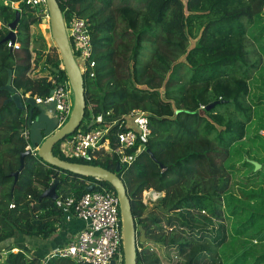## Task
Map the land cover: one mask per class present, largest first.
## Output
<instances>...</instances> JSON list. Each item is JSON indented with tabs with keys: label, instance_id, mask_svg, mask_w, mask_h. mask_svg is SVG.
<instances>
[{
	"label": "trees",
	"instance_id": "16d2710c",
	"mask_svg": "<svg viewBox=\"0 0 264 264\" xmlns=\"http://www.w3.org/2000/svg\"><path fill=\"white\" fill-rule=\"evenodd\" d=\"M57 1L65 21L75 14L90 28L95 65L93 76L89 70L82 74L85 112L79 127L85 126L90 115L109 113L108 117L118 118L133 109L148 113L150 135L130 152L142 145L145 149L118 172L134 221L146 232V241L137 242L136 264H170L157 252L156 247L163 246L176 250L175 264H264V249L254 254L246 248L251 238L264 243V170H254L245 159L242 167H249L250 174L239 183V194L230 191L231 178L240 169L232 162L241 153L236 143L252 122V107L244 98L250 93L254 70L253 80L262 86L255 85L249 96L253 106L264 101V74H257L258 62L249 61L244 23L261 21L264 0ZM16 9L20 11L17 48L2 40L8 28L0 25V86L11 70L12 85L22 96L44 98L53 89L49 73L59 82L68 78L56 47L48 46L41 34L30 32L31 26L42 22L41 16L24 3ZM16 9L0 2V21L13 20ZM143 49L149 50L145 60ZM40 61L49 73L31 76ZM9 96L0 90V244L15 234L52 236L64 213L60 202L79 198L90 184L100 183L115 192L107 181L51 166L31 150L14 181L20 155L28 146L38 147L58 122L36 104L28 126L29 105L20 110L6 101ZM219 99L226 101L208 111L200 108ZM219 105L232 106L239 117L214 112ZM258 130L264 131V122L257 124V132L249 138L264 151V136ZM60 142L51 153L61 159L111 171L117 165L116 157L103 152L93 159L67 158L59 151ZM262 157L255 160L264 164ZM54 180L58 181L57 199L41 198ZM149 189L163 192L152 208L142 197ZM239 240L241 251L228 256L219 253L225 243ZM40 261L38 256L27 257L23 250L8 248L0 264ZM46 264L87 263L52 256Z\"/></svg>",
	"mask_w": 264,
	"mask_h": 264
},
{
	"label": "built area",
	"instance_id": "2783aa9c",
	"mask_svg": "<svg viewBox=\"0 0 264 264\" xmlns=\"http://www.w3.org/2000/svg\"><path fill=\"white\" fill-rule=\"evenodd\" d=\"M20 3L26 4L42 20L49 19L46 0L10 1L11 7L15 9ZM63 20L72 55L82 74L89 70V75L93 76L95 64L91 58L89 23L75 14L70 20ZM7 46L17 48L18 43L7 41ZM49 80L53 85L52 93L44 98L35 97V102L52 106L59 128L69 117L73 102L72 89L68 80L59 82L53 77ZM203 107L204 105L200 106L201 109ZM108 115L109 113L90 115L84 127H78L69 137L61 140L60 153L67 158L93 159L97 152H103L116 157L121 169H127L137 154L145 149L142 145L135 152H130L137 143L146 142L150 135L148 113L142 109H133L126 116L118 118H110ZM37 148L30 150L36 153ZM93 185L94 189L84 192L79 198H66L60 202L62 210L72 213L82 226L68 243L41 259L40 264H46V260L52 256L87 264H111L112 260L115 264H121L122 233L117 194L100 183ZM146 193L154 198L160 195L152 189L144 190V203Z\"/></svg>",
	"mask_w": 264,
	"mask_h": 264
},
{
	"label": "water",
	"instance_id": "95a60500",
	"mask_svg": "<svg viewBox=\"0 0 264 264\" xmlns=\"http://www.w3.org/2000/svg\"><path fill=\"white\" fill-rule=\"evenodd\" d=\"M46 6L49 16L51 38L54 42V46L57 49L59 58L62 62L61 67L64 69L68 81L70 83L73 94V102L67 121L44 139V141L38 146L36 154L45 163L61 170L68 171L73 174L98 178L110 183V185L114 188L119 200L123 263L136 264L137 242L146 241V232L143 226L136 225L134 221V217L131 211V201L128 196L127 189L122 179L118 176V172L121 170V165L117 163L115 169L111 171L109 169L97 165L64 160L51 153V149L55 143L63 140L67 135L71 134L75 129L79 127L84 117L85 98L82 72L72 55L70 44L65 31L63 14L59 7L58 1L46 0ZM19 17L20 11L16 9L15 17L13 20L6 21L3 19L2 21H0V25H4L8 28L7 34L2 39L3 41H10L11 43L15 42L16 28L19 23ZM0 90H6L9 92L10 96L6 99V101L13 102L16 108L20 110H25L26 105H29L27 123L28 126H30L32 122V110L33 107L36 105L35 97L30 95L22 96L20 92L15 89V87L12 85L11 70H8L6 83L0 86ZM50 93H52V90L50 91ZM225 101L226 100L224 99L214 100L205 105L203 109L208 111L215 105L219 103H224ZM147 152L150 151L147 150ZM29 153L30 150L27 149L20 155L19 167L13 173L14 181L17 180L18 174L23 168L24 156ZM150 155L152 157V154ZM249 162L254 166V170H264V164H261L254 160H249ZM57 183L58 181L54 180V182L41 193L40 197H49L53 200H56ZM92 189H94V185L90 184L86 188V191H90ZM138 232L139 236L137 237ZM111 264H115L114 260L111 261Z\"/></svg>",
	"mask_w": 264,
	"mask_h": 264
},
{
	"label": "rangeland",
	"instance_id": "374dc122",
	"mask_svg": "<svg viewBox=\"0 0 264 264\" xmlns=\"http://www.w3.org/2000/svg\"><path fill=\"white\" fill-rule=\"evenodd\" d=\"M1 3L7 5L10 4V0H0ZM11 6V5H10ZM45 20H42V22L38 25H33L30 28V32L34 35L41 34L45 40L48 46H53L54 42L51 38L50 33V27H49V19L44 18ZM246 24V48L250 51L249 53V61L252 62H258L260 65V70L258 71V75L264 74V14L262 15V19L260 22L254 21L252 23H248L247 21H244ZM50 55L53 54V51L49 52ZM142 59L145 60L148 58L149 50L143 49L142 50ZM35 69H39L38 74H46L49 73L47 69L44 66V62L40 61L38 65H36ZM50 74V73H49ZM48 74V76H49ZM250 79H249V88L250 93L253 92L254 86L259 85L260 87L262 84L260 82H254L253 78L256 76L255 70L250 73ZM249 93V94H250ZM245 96L244 101L251 105L252 107V122L247 123L246 126V134L245 137L236 143L237 147L241 148V153L233 156L232 162L236 163L235 166L240 168L237 173L234 174V176L231 178L230 183V191L239 194V183L245 181L246 175L250 174V168L249 167H242L243 161L246 160H254L257 158H264V151L261 149L260 145L258 144V141L252 142L249 137L254 136V134L257 132V124L260 122H264V101H261L259 105L253 106V102L251 101L250 96ZM71 97L73 99V94H71ZM247 105V104H246ZM224 105H219L214 109V112L222 113L224 116L226 115H234L236 117L238 116V113L236 111H233V107L230 106L227 108L223 107ZM230 113V114H229ZM50 117V116H49ZM228 117V116H227ZM56 120V118H55ZM54 123L53 121L50 122V126ZM261 133V135L264 136V131H259L258 133ZM250 139V140H249ZM251 157V158H248ZM258 162V161H257ZM254 169V168H253ZM259 171H262V169H258ZM260 179V178H259ZM163 196V192L158 195L157 198H154L152 196H149L148 193L145 194V203L146 206L149 208H152V206L158 201V199ZM230 219H227V222L230 223ZM227 223V224H228ZM227 228V227H226ZM250 243L246 245V248H248V251L250 253L259 254L264 249V243L260 242L259 240H254V238ZM241 240V239H240ZM236 242L235 244H229L225 243L223 246L220 247L219 253L223 254L224 256L230 255V253H233V251H241V241ZM229 242V240H227ZM158 254L162 258L164 262L175 264V262L178 260V257H175L176 250L171 247H156Z\"/></svg>",
	"mask_w": 264,
	"mask_h": 264
},
{
	"label": "crops",
	"instance_id": "0c3cea01",
	"mask_svg": "<svg viewBox=\"0 0 264 264\" xmlns=\"http://www.w3.org/2000/svg\"><path fill=\"white\" fill-rule=\"evenodd\" d=\"M38 72L39 69H35L34 67L31 70L30 75L31 76L42 75V74H38ZM50 77L51 75L48 76V79ZM42 106L45 108L46 113L49 114L48 116L56 117V115L52 110L51 105H42ZM26 149L30 150L29 146L26 147ZM81 226H82L81 222L76 220L72 213H70L69 211H64L62 216V221L52 236L46 239H42L38 237L36 238V237L15 234L13 237L9 238L4 243L0 244V263L3 262V260L5 259L6 254L8 252V248L10 249V251L14 250L12 252H16V250L17 251L23 250L27 257L38 256L40 259H43L44 257L54 252L56 249L68 243L80 230Z\"/></svg>",
	"mask_w": 264,
	"mask_h": 264
}]
</instances>
